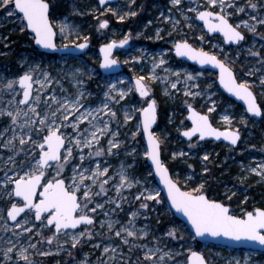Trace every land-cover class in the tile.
<instances>
[{"label": "snow or ice", "instance_id": "snow-or-ice-1", "mask_svg": "<svg viewBox=\"0 0 264 264\" xmlns=\"http://www.w3.org/2000/svg\"><path fill=\"white\" fill-rule=\"evenodd\" d=\"M100 5H107L106 12H111L120 21L126 19L127 16H136L137 13L130 11L120 14L116 8L111 7L110 0H98ZM135 3V0H131ZM173 8H177L185 22L193 19L186 12L194 14L199 21H203L209 32L222 33L223 39L235 44H241L246 40L244 29L256 36L264 39V32H259L258 27H264V0H245L243 4L238 0H206L205 10H199V7L181 8L183 0H170ZM50 4L48 0H0V9H4L7 16H16L22 27L21 31L30 30L32 39L35 44L51 50L52 52L67 50L71 46L77 50H83L88 47L89 37L82 36L78 30H74L66 22L60 23L59 34L66 40L70 41L62 45L56 42L57 28L50 19ZM11 9V10H9ZM218 9V10H216ZM231 9V11L229 10ZM248 13V19H241L238 23H232L231 18L238 13ZM98 10V9H97ZM172 8H169L171 13ZM163 16L164 14L161 13ZM99 28L105 29L109 26V20H99ZM166 20H172L171 15L165 17ZM180 21L176 20L173 27L179 25ZM187 26L191 28L192 23ZM74 37V38H73ZM157 39L159 30H157ZM132 35L129 32L123 39L117 41L115 39L106 43L101 48L103 52V60L101 67L108 69L120 63L113 58V50L118 46L123 47ZM201 41L204 36H200ZM82 42H78L81 41ZM255 47V45H253ZM253 47L247 49L250 56L258 58L257 63L264 67V55L260 50L253 51ZM264 49V44L260 45ZM174 50L177 56H187L193 61H197L201 65L211 64L219 69V81L229 93L243 100L246 104V112L254 117H264V108L257 101V96L253 91V87L257 82L249 79L237 80L236 74L229 63L225 60L218 59L217 55L205 51L203 48L199 50L192 47L187 40H182L174 44ZM142 59V57H132L133 61ZM128 63V61H124ZM167 61L161 55L158 62L156 57H152V70L147 76H136L134 87H124L123 81L117 79L115 82L106 85L104 99L101 105L96 108L85 107V93L77 88L74 97L64 96L57 97L55 94L43 99L42 93L46 84H51L53 77L51 73L42 71L40 65H30L27 71L14 79L5 80L0 76V103L3 102V95L11 96L7 104L11 106L0 107V117L7 118L10 123L0 131V147L8 149L11 154L7 158L0 157L3 164V176L0 177V200H7L9 206L4 213H0V221L3 227L0 231H11L15 237L28 236L29 243L27 246L14 242L12 238L7 240V247L0 248V256L2 262L0 264H36L32 258L35 254L48 256L51 253L41 252L37 248V243H32L33 228L36 227L28 218V213L34 210V220L41 222V228L54 227L51 236L44 237L49 244L54 240H58L60 234L68 237L64 240V244H71L72 248L81 245L82 240L93 238L95 227V214L98 210H103L105 204L115 205L112 212L116 208H120L127 197L123 195L124 189H131L140 185L142 190L138 191L134 199L141 201L139 209L131 211L129 219L121 223L119 220H113L108 212H104L105 220L100 221V227H107L110 234L108 239L111 241L113 236L119 238L121 243L113 245L112 243L104 245L101 257L97 258V264H132L131 258L125 260L123 246H128V252L131 253L136 249L143 250V256L137 257L134 264H210L203 252L194 251L191 247L187 248L185 259L177 261V256L185 255L183 251L159 247V239H156V245L149 247L147 244H139L137 241L149 236L147 225L143 228H137V217L140 216L141 209H148L149 201L160 203V192L153 188L143 187L146 181H141L135 177H131L124 165H121L120 171L117 173L118 181L113 186L115 197L106 199L104 203L97 202V197H107L109 191V181L113 179L109 176V167L102 166L100 161H95L93 165V157H101L114 154L113 150H119L122 141L118 138L119 128L113 131L111 122L116 120L118 123L121 117L113 105H119L121 101H125L129 94L138 92L141 98H145L146 107L137 108L135 105L122 107V123L127 125L130 121L138 120L133 127L136 131L132 133V138L137 135L147 134V145L143 153L146 160L151 161L154 172H148V176L158 175L163 184L167 188V195L171 200V204L175 209L183 213L190 221L195 235L197 237H211L215 239L227 238L234 241H249L260 246H264V207H253L252 210L241 209L239 215L235 214V210L229 204L218 200L210 199L205 190V183L201 182L190 190H182L176 181H174L169 173L168 167L161 160L160 137L153 132V125L157 121V100L150 97V81H156L161 78L157 76L156 69L161 68ZM170 72V69H164ZM259 69L249 70L246 74L248 77L254 76ZM72 79L77 85L83 84L80 79L84 75L83 69L77 67L70 73ZM171 75L175 76V80L170 83L171 89H176L177 85L183 79L186 90L185 95L188 97H197L200 92L192 91L187 88L189 81L199 79L200 74H192L189 72L175 71ZM42 76L43 79L38 78ZM59 83V81H57ZM40 87L34 89L33 85ZM258 85L264 89V75H260ZM19 86V88H17ZM192 88L199 89V85L193 83ZM165 94H170L167 89ZM89 95H91L89 93ZM17 97H20L17 99ZM44 108L41 110V103ZM190 110V118L192 127L183 131L182 135L191 139L199 136L200 140L206 137H215L217 140L223 137L230 141L231 145H236L241 139L239 128H233V117L223 115L221 119L227 127L221 131L219 128L213 127L208 115H202L197 112L191 104H188ZM215 110V101L213 106L208 109L211 113ZM139 113L140 116H136ZM87 122V127L81 130V125ZM242 124H247V119L241 117ZM72 131L68 132L67 129ZM11 133L5 139L6 133ZM105 147H101V138L108 136ZM194 146V145H193ZM84 149H88L84 154ZM74 150L77 156L74 157ZM133 148L132 152L135 153ZM22 159H17L21 157ZM173 159L184 157L186 153L183 151L173 152ZM90 166H85V161ZM208 160L206 154L203 158ZM79 162H76V161ZM70 167L71 174L65 171ZM130 167V166H129ZM191 167V165H189ZM241 170L246 171L247 175L238 177L243 183L248 175L256 174L264 181V161L256 164L255 167L241 165ZM208 168H204L207 172ZM54 173V175H53ZM51 176V178H49ZM191 179V177H187ZM39 199L37 202V193ZM227 200L231 201V196L225 194ZM232 195H235L233 192ZM18 201V202H17ZM248 197H244L243 203H247ZM89 205H94L89 207ZM21 213L25 216L22 219ZM44 214H47L44 216ZM43 217V218H42ZM9 219L15 224L8 226ZM31 224V226H28ZM84 226L82 231L71 232L69 230L78 229V226ZM119 225V227H117ZM19 229V231H17ZM43 236L42 232H37ZM165 235L169 238H178L176 229H171ZM93 247L99 248L96 244ZM166 247V246H165ZM183 247V246H182ZM31 250V251H30ZM71 255V252H69ZM87 255L80 264H89ZM106 257V259H105ZM227 264H251L250 258L245 257L233 259Z\"/></svg>", "mask_w": 264, "mask_h": 264}, {"label": "rangeland", "instance_id": "rangeland-1", "mask_svg": "<svg viewBox=\"0 0 264 264\" xmlns=\"http://www.w3.org/2000/svg\"><path fill=\"white\" fill-rule=\"evenodd\" d=\"M48 1L51 3V19L58 31L59 44H70V41L64 40L59 34L60 23L66 22L74 30H78L82 36H88L89 41L93 43L92 47H90L86 53L79 55L49 54L44 51L42 52L35 45L33 39L31 42L26 39L23 44H26L27 48L19 53L16 61H12L11 59L4 60L0 63V76L5 80L14 79L23 74L24 71H27L30 65L39 64L42 71L51 73V76L54 78L51 84H46L44 86L42 101L53 94L57 97H74L77 88H79L85 93L83 101L85 107L96 108L101 105L104 99L103 94L107 84L119 79L124 82V87H134V77L138 75L147 76L152 70V57H156L158 62L162 55L167 63L161 66V68H157L155 71L157 76L167 79L149 82L151 96L148 99L154 96L157 100L159 116L154 131L162 141V155L163 158H165L164 162L171 168L173 177H175L186 190H190L199 183L204 182L206 193L207 190L211 192V195L207 194L212 199H217L215 190L222 185V190L218 194L220 196L218 200L229 204L237 215L241 213V209L252 210L253 207L264 205V181H261L260 177L256 174L248 175L243 183L238 179V177L247 175L246 171L241 170V165L245 167L249 165L255 167L256 164L264 161V117H262L261 120L256 119L246 112V109L241 103H237L234 99L227 97L219 87L217 73L207 69H200L196 65L178 58L174 54V44L179 40H188L195 46L216 54L227 63L231 61L229 65L235 69L236 75L240 80L249 79L257 82L253 89L264 108V89H261L258 85L260 75H264V67L257 63L258 58L250 56L247 52L248 48L255 45L253 51L260 50L261 54L264 55V49L260 48V45L264 44V39L241 29V31H244L246 34V40L236 46L227 45L220 35L208 36L204 25L197 21L193 13L186 12V14L192 16L193 19L185 22L180 11L172 7L170 0L150 1V6L156 7L157 11L152 13L148 20H145L146 18L139 20L138 15L140 11L144 9L143 4L147 0H135V3H132L131 0H119L115 3H110L111 7L116 8L122 15L130 11H134L138 15L127 16L123 21H120L111 12H106L105 8L107 5L101 7L98 0ZM59 2L66 5L70 11L63 14L57 12L52 6ZM244 2L245 0H238L240 4ZM205 6L206 0H183L181 8L186 10L187 8L199 7V10H202ZM169 8H172L171 13L169 12ZM229 10L231 11V9ZM150 11L151 7L148 13ZM251 11V9H248L245 13L235 14L231 18V22L235 24L241 19H248V13ZM161 13L164 15L162 16ZM169 15H171L172 20L165 19V17ZM86 16H90L91 19L86 18ZM97 18H99V20L108 19L110 21L108 28L100 29ZM176 20H179L180 23L174 28L173 25ZM85 23L86 26L84 27ZM188 23H192L193 26L189 28L187 26ZM21 27L22 25L16 16L9 17L4 9H0V44L4 45L6 53H11L14 50L10 37L12 33H17V36H21L23 34L20 30ZM90 29L96 34V36H94V41L98 40L99 42L94 43L93 38L89 36V33L92 32ZM157 30H159V36L162 37L161 39L156 38ZM258 31L264 32V27H258ZM129 32L133 39L131 46L127 50H118L114 55L124 64V71L116 75L104 74L100 68L101 53L98 51L99 45L113 39L117 41L121 40ZM200 36H204L203 41L199 39ZM78 42H82V40ZM134 56L142 57V59L133 61L132 57ZM124 61H128V63H124ZM77 67L84 71V75L80 77V79L83 80V84L81 85H77L70 75ZM165 68L171 71L165 72ZM255 69H259V71L256 72L254 76L248 77L246 75L249 70ZM175 71H181L182 73L189 72L194 75L200 74L199 79L189 81L187 84V88H190L192 91L198 90L200 95L195 98L186 96V85L183 79H181V83L177 85L176 89H171L170 83L176 79L171 73ZM38 78L43 79L42 76H38ZM57 81H59V83H57ZM193 83L198 84L199 89L192 88ZM38 87L40 86L34 84V89ZM17 88H19V86H17ZM166 89L170 94H165ZM89 93L91 95H89ZM19 98L20 97H17V99ZM9 99H11V96L4 94L3 102L0 103V107H8L10 109L11 106L7 104ZM144 100L145 98H141L138 92H133L129 94L125 101H121L119 105H113L118 116L121 117V120L119 123L113 120L111 122V128L113 131L119 128L120 135L118 138L122 141V144L118 151L113 150L114 154L112 155L92 158L93 165L91 166H94V162L98 160L101 162L102 166L109 167V176L113 177V179L109 181L107 197H97V202L104 203L106 199L115 197L113 186L118 181L117 173L120 171L121 165H124L131 177L146 181L143 187L153 188L160 192V203L149 201L148 209L140 210L141 214L137 217L136 226L137 228H143L147 225L149 236L137 241V243L147 244L149 247H153L156 245L155 238L158 237L160 238L158 246L164 248L165 251L172 249L185 253V255L176 257V260L181 262L185 259L187 248L191 247L192 250L203 252L210 264H227L230 260L240 259L242 261L245 257L250 258L251 264H264V252L262 251L242 248L233 249L215 243H201L197 239L193 240L192 236H194V233L192 230L189 229L185 222L174 215L156 177H154V175L148 176V172H154V170L153 167L150 166L148 160L143 156L146 149L145 135H137L135 139L132 138V133L136 131L133 125L137 124L138 120L130 121L127 125L122 123L121 108H126L129 105H135L137 108L145 107L147 105ZM213 101H215V110L209 113L208 109L213 106ZM188 104L194 105L201 111L208 112L210 115L212 114L216 126H220L224 129L227 125H225L221 117L223 115L233 117L232 127L239 128V131L242 132L240 145L238 147H233L231 144L229 145L225 142L216 143L213 140L200 141L198 138L186 140L181 131L191 127L190 122L182 121V117L186 119ZM43 108L44 105L42 102L41 110H43ZM136 116L139 117L140 114L136 113ZM242 116L247 119V124H242L240 122ZM9 123L10 121L7 118L0 117V131ZM80 127L81 130H83L87 127V122ZM67 131L71 132L72 129L69 128ZM10 134V132L6 133L4 138L7 139ZM110 138V134L102 137L100 146L105 147L107 140ZM133 148L136 149L135 153L132 152ZM87 151L88 149H84L85 155ZM180 151H183L186 155L173 159L171 154ZM9 154L11 153L8 149L0 147V157L6 159ZM206 154L208 155V160L204 161L202 158ZM73 155L74 157L77 156L75 150ZM22 158L21 155V157L17 159ZM76 162L79 161L77 160ZM189 165H191V167H189ZM85 166H90L87 159L85 161ZM212 166L215 168H212ZM70 167L71 166L65 170L68 175L71 174ZM205 167L208 168L207 172H204ZM2 168L3 164L0 162V169ZM217 172L220 176L215 175ZM2 176L3 171L0 170V177ZM187 177H191V179L189 180ZM49 178H51V176H49ZM222 181L223 184H221ZM140 190H142L140 185L134 186L131 189L122 190L127 200L123 202L120 208H116L115 212L111 211L112 208H115V205L109 204H105L103 210H98L95 214L93 238L91 240L85 238L82 240L81 245H78L76 248H72L70 243H63L64 240L68 239V237L63 234L59 235L58 240H54L49 244L43 238L51 236L54 227L49 226L48 228H41V222L34 220V210L31 212L27 211L29 220L36 225V227L33 228L31 242L37 243V241H40V243L37 244L39 251L51 253L48 256H41L38 253L35 254L32 258L36 261V264H80V261L85 259L86 254H88L87 258L89 264H97V258L101 257L104 245L109 243L119 245L121 243L120 239L114 236L110 241L108 237L112 234L108 232L107 227H100V221L106 219L103 213L108 212L113 220H119L121 223L126 222L130 217L131 211L139 209L141 201L135 200L134 197ZM233 192L235 195H232ZM226 193L231 196V201L227 200ZM245 196L248 197L246 204L243 203ZM234 197L237 198L236 201H239L236 206H234L235 201L234 205L232 204ZM8 206L9 202L7 200H0V213H4ZM93 206L94 205H89V207ZM24 216L25 214H22L18 220L24 218ZM14 224L15 222L9 219L8 226L11 227ZM28 226H31V224ZM2 227L3 222L0 221V228ZM117 227H119V225H117ZM83 229L84 226L69 231L76 232L82 231ZM171 229H176L178 236L182 237V239L167 237L165 233ZM17 231H19V229H17ZM38 231L42 232L43 236L38 235ZM9 238H12L14 242L23 244L24 246H27L29 243L27 235L17 238L11 231H0V248L7 247L6 242ZM96 244H99L100 247H93ZM122 250L125 253V260L128 261L130 257L132 264H134L138 256H143L142 249H136L129 253L128 246H123ZM69 252H71V255H69ZM0 262H2V256H0Z\"/></svg>", "mask_w": 264, "mask_h": 264}, {"label": "water", "instance_id": "water-1", "mask_svg": "<svg viewBox=\"0 0 264 264\" xmlns=\"http://www.w3.org/2000/svg\"><path fill=\"white\" fill-rule=\"evenodd\" d=\"M116 1H118V0H110V3H114V2H116ZM49 2V1H48ZM49 4H50V6H51V3L49 2ZM101 7H104V6H106V5H100ZM205 10V9H204ZM51 7H50V19H51ZM52 20V19H51ZM199 21V20H198ZM200 23H202L203 25H204V23H203V21H199ZM205 28L207 29V27L205 26ZM208 30V29H207ZM30 33H31V31L30 30H28ZM209 32V31H208ZM209 34L210 35H214V34H218V35H220V36H222L223 37V35H222V33H219V32H209ZM245 36H246V34H245ZM57 38H58V31H57ZM56 38V42H57V44L58 45H62V44H59V42H58V39ZM119 41V40H118ZM181 41V40H180ZM188 41V40H187ZM225 41V43L227 44V45H237V44H235V43H233V42H228V41H226V40H224ZM110 42V41H109ZM109 42H107V43H109ZM179 42V41H178ZM35 43V42H34ZM188 43L189 44H191L189 41H188ZM104 44H106V43H102V44H100L99 45V47H98V51H100V53H101V60H100V62L102 63V60H103V52L101 51V48L103 47V45ZM131 44H132V39L131 40H129V42L126 44V45H124L123 47H117L116 49H114L113 50V58H116L114 55H115V53L116 52H118V49H129V47L131 46ZM36 45V44H35ZM91 45H92V42L91 41H89L88 42V47L87 48H85V49H83V50H77V49H75V47H73V46H71V44H70V47L67 49V50H65V49H61L60 51H57V52H52L51 50H48V49H44V48H42V47H40V46H38V45H36L42 52L44 51V52H46V53H49V54H54V53H58V54H61V55H65V54H73V55H79V54H84V53H86V51L91 47ZM192 45V44H191ZM192 47L193 48H195V49H197V50H199L200 48H198V47H196L194 44L192 45ZM205 51H207V50H205ZM207 52H209V51H207ZM211 53V52H210ZM174 54L176 55V53H175V50H174ZM216 55V54H215ZM177 56V55H176ZM178 58H180V59H182V60H185V61H187V62H189V63H191V64H195L198 68H201V69H203V70H205V69H210V70H212L213 72H215V73H217V78H218V83H219V87H220V89H222V91L226 94V96L227 97H230L231 99H234L237 103H241L243 106H244V108L246 109V104H245V102L243 101V100H240L238 97H236V96H234L232 93H229L228 91H227V89H225L224 88V86L220 83V81H219V69L217 68V67H215L214 65H211V64H206V65H201V64H199L197 61H193V60H191L189 57H187V56H184V57H181V56H177ZM218 57V56H217ZM117 59V58H116ZM218 59H221L220 57H218ZM222 60V59H221ZM101 63H100V68H101V71L102 72H104V74H106V75H109V74H117V73H119L120 71H122L123 70V63H122V61H120V63L119 64H117V65H114V66H112L111 68H108V69H105V68H102L101 67ZM227 63V62H226ZM230 66V65H229ZM231 67V66H230ZM232 69H233V71L235 72V74H236V71H235V69L232 67ZM236 77H237V75H236ZM135 78L136 77H134V82H135ZM237 80L238 81H241L240 79H239V77H237ZM33 88H34V85H33ZM253 91H254V89H253ZM254 93H255V91H254ZM139 94V93H138ZM256 94V93H255ZM150 96H151V92H150ZM257 96V95H256ZM257 101H258V103H260L259 102V99L257 98ZM261 104V103H260ZM262 106V105H261ZM146 107V106H145ZM192 107L193 108H195V110L197 111V112H199V113H201L202 115H208L209 116V120H210V122L212 123V125H213V127H215V128H219L221 131H223L224 130V128H221L220 126H216V124L211 120V115L207 112H204V111H201V110H199L197 107H195L194 105H192ZM263 108V107H262ZM187 115H186V118H187V120L191 123V127H192V121H191V118H190V110L187 108ZM250 114V113H249ZM252 115V114H251ZM158 116H159V113H158V110H157V120H158ZM256 119H259V120H261V118L262 117H255ZM156 126H157V121H156V124H154L153 125V128H152V130H153V132H155L154 130H155V128H156ZM191 127H189V128H191ZM186 129H188V128H186ZM185 129V130H186ZM185 130H183V131H185ZM183 131H181V133H183ZM240 133H241V138H242V132L240 131ZM143 135H145V143H146V145H147V134L146 133H144ZM184 137V136H183ZM186 140H192V139H197L198 138V140H200L199 139V136L197 135V136H195V137H192L191 139H189L188 137H184ZM208 140H213V141H215L216 143H219V142H225V143H227V144H231L230 143V141H227V140H225L223 137H221L220 139H216L215 137H206V138H204L203 140H200V141H208ZM241 140V139H240ZM239 144H240V141L236 144V145H232V146H234V147H238L239 146ZM161 160L164 162V159H163V156H162V145H161ZM149 162V164H150V166L151 167H153L152 165H151V161H148ZM164 164H165V162H164ZM167 167H168V169H169V173H170V175H171V177H172V179L174 180V181H176L177 183H178V185L182 188V190H186L184 187H182L181 186V184L179 183V181H177L176 179H175V177H173V175H172V170H171V168L167 165V164H165ZM153 170H154V168H153ZM154 177H156V179H157V182H158V184H159V186H160V188H162V190H163V193L165 194V197L167 198V201H168V203H169V206H170V208L173 210V213H174V215L178 218V219H181L183 222H185L186 224H187V226L189 227V229L190 230H192V232L194 233V235H195V232H194V229L192 228V226H191V223H190V221L187 219V217L183 214V213H181V212H179V211H177L176 209H175V207L171 204V200H170V198L168 197V195H167V188H166V186L163 184V182H162V180L160 179V177L158 176V175H155L154 174ZM40 191H42V189H40V190H38V193H37V199L39 198V192ZM208 195V194H207ZM209 197V196H208ZM210 198V197H209ZM210 199H212V198H210ZM37 202H38V200H37ZM231 207V206H230ZM232 208V207H231ZM28 210H26V212H27ZM22 214H24V213H21V215ZM21 215H20V217H21ZM44 215H47V214H44ZM20 217H18V218H20ZM17 218V219H18ZM12 222H14V221H12ZM83 225H81V226H78V228H80V227H82ZM198 241H200L201 243L202 242H208V243H215V244H218V245H221V246H227V247H230V248H242V249H252V250H254V251H256V250H258V251H262V252H264V246H260L259 244H255V243H252V242H249V241H234V240H230V239H227V238H219V239H215V238H211V237H197L196 238ZM194 251H197V250H194Z\"/></svg>", "mask_w": 264, "mask_h": 264}, {"label": "trees", "instance_id": "trees-1", "mask_svg": "<svg viewBox=\"0 0 264 264\" xmlns=\"http://www.w3.org/2000/svg\"><path fill=\"white\" fill-rule=\"evenodd\" d=\"M150 1H152V0H147L144 4H143V6H144V9L143 10H141L140 11V14H138L139 15V20H141V19H144V18H146L145 20H148L149 19V17L152 15V13H154V12H156L157 11V8L156 7H154V6H150V4H151V2ZM52 7H54L55 8V10H57V12H60V14H63V13H67V12H69L70 11V9H68L67 8V6L66 5H64V4H62V3H57V4H54ZM150 7H151V11L148 13V11H149V9H150ZM137 15V16H138ZM86 18H90L91 19V17L90 16H86ZM139 20H138V22H139ZM140 23V22H139ZM145 23V22H144ZM86 26V23H85V25H84V27ZM92 32L91 33H89V36L91 37V38H93V41H94V36H96V34L94 33V31L92 30V29H90ZM18 34L16 33V34H14V33H12L11 34V37H10V39L12 40V46H14L13 47V51L11 52V53H6L5 52V48H4V45H1V48H0V50H1V54H0V63H2L4 60H11L12 59V61H16V59H18L17 57H18V55H19V53H21L22 52V50L23 49H26L27 48V46H26V44H23V42L27 39V40H30V42H31V40H32V34L31 33H29V31L28 30H25V31H23V34L21 35V36H17ZM96 42H99L98 40H95L94 41V43H96ZM167 109V108H166ZM165 109V110H166ZM182 121L183 122H187V119H185V117H182ZM163 156V155H162ZM165 157V156H164ZM165 159V158H164ZM211 165H213V164H211ZM212 168H215L214 166H212ZM220 170V169H219ZM219 170H218V172H219ZM218 172L215 174L216 176H220L219 174H218ZM216 184V183H215ZM221 184H223V181L221 182ZM182 185V184H181ZM183 186V185H182ZM184 187V186H183ZM222 190V185L220 186V188H216V194H215V196H216V198L217 199H219L220 198V196L218 195L219 194V192ZM207 193L209 194V195H211V192H209L208 190H207ZM234 200H232V204L234 205V201H235V205L234 206H236V205H238V203H239V201H236V199L237 198H233ZM264 205H260V207H263Z\"/></svg>", "mask_w": 264, "mask_h": 264}, {"label": "flooded vegetation", "instance_id": "flooded-vegetation-1", "mask_svg": "<svg viewBox=\"0 0 264 264\" xmlns=\"http://www.w3.org/2000/svg\"><path fill=\"white\" fill-rule=\"evenodd\" d=\"M205 9V8H204ZM204 9H202V10H204ZM197 21H198V19H197ZM199 22V21H198ZM200 23V22H199ZM109 24H110V21H109ZM200 24H202V23H200ZM203 25V24H202ZM204 28H205V25H204ZM205 30L207 31V33H208V36H214V35H218V34H214V35H210L209 34V32H208V30L205 28ZM180 41V40H179ZM132 42H133V39H132ZM178 42V41H177ZM190 42V41H189ZM225 42V41H224ZM191 43V42H190ZM192 44V43H191ZM92 45H93V43H92ZM91 45V46H92ZM193 45V44H192ZM197 47V46H196ZM199 48V47H198ZM123 49V48H122ZM118 50H120V49H118ZM124 50H127V49H124ZM205 50V49H204ZM208 51V50H207ZM195 65V64H194ZM124 69H125V66H124V64H123V70L122 71H120L119 73H122L123 71H124ZM201 69V68H200ZM207 70H210V69H207ZM212 71V70H211ZM119 73H117V74H119ZM113 75H116V74H113ZM200 110V109H199ZM211 120L213 121V115L211 114ZM214 122V121H213ZM234 147V146H233ZM39 199V198H38Z\"/></svg>", "mask_w": 264, "mask_h": 264}]
</instances>
